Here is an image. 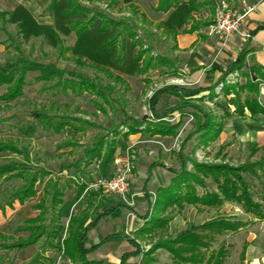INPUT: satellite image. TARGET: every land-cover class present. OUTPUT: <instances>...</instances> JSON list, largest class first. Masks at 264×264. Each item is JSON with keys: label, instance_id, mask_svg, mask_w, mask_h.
<instances>
[{"label": "trees", "instance_id": "obj_1", "mask_svg": "<svg viewBox=\"0 0 264 264\" xmlns=\"http://www.w3.org/2000/svg\"><path fill=\"white\" fill-rule=\"evenodd\" d=\"M155 1L153 12L166 15V18L156 25L152 22L147 23L143 15L139 16L135 0H47L42 15L51 17L53 25L38 24L22 5L17 6L11 13H0V23L3 26L13 25L16 37L22 42L39 39L41 44L48 45L55 51L58 59L69 58L77 68H87L101 75L89 78L75 71L58 69L52 64H41L32 57L33 47L25 58L21 49L22 43L18 42L13 45L19 55L17 60L0 66V88H6L5 93L0 96V103L9 107L22 98L26 87L40 84V94L56 96L60 93H70L77 98L90 95L98 113L107 115L111 112L113 116L119 113L123 118L119 125L111 119L104 125L94 124L81 119L85 113L78 106L71 108L69 104L51 101L48 106L39 105L30 112L31 123L24 132L26 140L0 138V159L4 160L0 163V182L20 183L18 187H11L5 191L0 199V212L12 208L16 202L23 205L33 200L38 194L37 186H43L42 196L32 206L37 215L25 220L23 225L16 229L17 234L25 236L14 238L0 234V250L8 253L33 248L27 264H43V254L48 250L62 252L72 264H104L103 261H89L87 257L106 242L125 239L135 248V252L123 255L119 264H124L130 256L140 255L136 241L123 233L110 235L94 247H86L88 233L100 220L111 216L124 205L118 204L95 213L96 217L92 218L94 211H90L91 206L87 204L84 209L70 217L67 226L62 223L61 213L64 207V193L72 187L76 189L77 199L86 198V185L79 183L78 178L85 176L92 165H98L103 173L114 162L117 138L126 141L129 136L146 132L153 137H175L178 133L180 122L175 125H162L149 120V117L145 120H136L127 115L124 109L127 102L119 95V91L123 94L127 92L128 87L121 75L145 76L150 71L158 70L170 77H176L178 72L174 61L157 53L151 45L155 34L160 33L174 42L180 33H193L200 27L210 26L211 22H197L193 15L202 10L213 15L216 5L212 0ZM86 3L89 5L103 3L106 6L105 10L110 13H122L125 7L132 16L117 19L98 7L86 6ZM140 21L148 24V27H154V31L145 29L140 36L138 33ZM189 24L190 29L186 31L185 27ZM262 29L264 25L257 28ZM70 36L75 38L72 46L67 45ZM246 55L247 53L242 51L224 71H219V78L211 81L208 87L166 86L155 91L147 100L150 114L159 120L174 112H180L183 116L184 111L190 110L186 114L195 119V129L185 141L187 143L196 140L200 147L205 148L219 139L224 121L232 117L229 113L215 115L205 107L206 101L212 103L216 98L215 89L222 84L223 97L233 96L227 102L234 107V117H244L245 112H248L251 118H264V108L255 99L257 85L249 80L250 75L254 78L261 75L264 79V71L251 63L248 64L246 72L243 71ZM215 71L210 70L207 74L212 76ZM235 72L247 79L246 83L241 85L225 83V79ZM29 75L33 77L29 78ZM145 82L149 83L147 79ZM204 93L206 94L203 95ZM163 94L175 96L179 103L167 112L159 114L157 105ZM38 129L55 135H60L67 129L75 135L84 134L88 130H94L97 134L86 144L81 145L73 141L59 144L58 150L78 149L81 157L74 163L61 165L59 174H54L36 165L39 160L31 157L30 138ZM186 143L183 142L176 153L179 169H168L172 175L170 184L157 190L152 205V212L157 216L149 221L146 219L147 225H143L135 234L164 230L171 218L161 215L168 210L177 209L178 212H182L188 207L222 208L226 204L237 206L249 217V221L217 219L199 226H190L174 238L159 239L146 254L149 256L158 250H164L172 257V264H224L230 254L229 247L223 245L216 251L212 250L215 237L222 233L236 234L254 222L264 221V189L259 198L255 199L246 180L247 177H251L264 184V159L247 161L238 166L224 162L198 163L193 160V153L189 156L185 154ZM187 164L192 166V171L187 170ZM155 166L150 165L147 180ZM70 171L71 176L64 178L63 172ZM207 181L213 183V189H208ZM64 232L66 237L62 240ZM245 252L244 246L240 254L241 264L245 260Z\"/></svg>", "mask_w": 264, "mask_h": 264}, {"label": "rangeland", "instance_id": "obj_2", "mask_svg": "<svg viewBox=\"0 0 264 264\" xmlns=\"http://www.w3.org/2000/svg\"><path fill=\"white\" fill-rule=\"evenodd\" d=\"M215 5L221 0H212ZM229 5L234 8L242 9L247 5L255 4L260 0H224ZM88 7H98L101 11H106V6L103 3H94L93 5L85 4ZM135 5L137 6L139 16L143 15L146 18L147 23L152 22L156 25L164 16L161 14H155L153 12L154 0H135ZM114 18L120 17H131L128 8H123L122 13L119 12H107ZM137 19V17L135 18ZM139 21V20H137ZM139 34L142 36L145 29L151 31L154 27H148V24L139 22L138 25ZM2 30L1 40L2 46H4L5 52L0 53V66H4L7 63L15 62L19 55L14 50V44L21 42V49L23 51V57H27L30 52V48L33 47V59L41 64H52L55 67L66 70L69 72H77L87 75L89 78H93L95 75L101 77L100 74H96L94 71L84 68H77L74 63L68 59L60 60L57 58L55 51L48 45L41 44L39 39H32L27 43L22 42L16 37V30L12 25H0ZM156 37L154 42L151 43L155 51L170 60L176 58V67L178 72L181 73L182 84L179 86H185L189 88H197L200 86H205L204 75L200 77H192L189 75L188 70L184 67L185 56L178 54L173 50V43L170 39L166 38L160 33L155 34ZM74 36H70L67 39V45L72 46L74 44ZM248 63H246L243 71L246 72ZM33 75H29L32 78ZM242 77V76H241ZM121 78L127 84L128 90L123 93L119 91L124 100H126L125 111L127 115L134 117L136 120H149L162 124V125H175L180 122V127L178 133L175 137H153L147 132L141 134L139 137L133 138L128 144L129 148L124 153H119L117 155V161L123 162L127 159L130 161L133 169L129 181V192L127 198L131 199L132 195H140L145 197L148 195L146 191L142 190L143 181L137 179H144L146 177L147 169L152 162L160 164L163 166L160 172L163 176H170L165 170L166 168L179 169V164L177 162L176 153L182 146L183 142L186 143L185 139L194 131L195 119L186 114L190 110L184 111L182 116L180 112H175L176 115H170L162 119H155L149 111L147 100L151 95L163 87L172 85L175 78H171L167 73L161 71H150L145 76H124ZM235 76V73L230 74L226 79L225 83L230 85H241L246 83L244 77ZM145 79L149 83L145 82ZM249 80L257 85V94L255 96L256 101L261 98L264 94L261 87H259L260 81L264 79L259 75V78H254L253 75L249 76ZM41 88L40 84L32 85L23 90L22 98L18 99L16 102L12 103L11 106L5 107L4 104L0 103V138H11L19 141L26 140L24 132L28 129L31 123L30 112L32 109L39 105L48 106L51 101H55L57 104H69L71 108L78 106L85 115L81 116V119L90 121L94 124L104 125L109 119L113 120L115 124L122 122V115L117 114L113 116L111 112L107 115L98 113L92 104V97L90 95H84L81 98L74 97L72 94H58L56 96L40 94L39 90ZM220 88V89H218ZM215 89L216 101L217 99L224 100L221 96L222 84L220 87ZM5 87L0 88V96L5 93ZM262 92V93H261ZM264 97V96H263ZM262 97V98H263ZM178 99L169 94H163L157 105V112L159 114L167 112L172 109L176 104H178ZM209 110L215 115H220V111L216 108L217 103H206L205 104ZM143 129V126H142ZM122 130V129H120ZM97 134L94 130H88L86 133L81 135H75L71 130L67 129L64 133L60 135H55L53 133H44L40 129L31 136L30 138V150L31 157L35 160H39L36 165L45 168L54 174H59V168L64 164H71L76 162L80 157V150L78 149H61L58 150L57 146L61 143L67 141H73L82 144H86L92 140L94 135ZM119 151H123V144H119ZM222 148V150H221ZM185 154L189 156L193 153V160L198 163L214 164L224 162L231 166H238L247 161H258L259 159H264V153L258 152L254 157H251V149L241 148L238 149L235 146L234 140L229 136L226 138L223 136L217 141L213 142L209 146L203 148L197 144L196 140H190L185 144L184 149ZM20 160V158H14ZM3 159H0V163H3ZM138 165V166H137ZM117 165L111 168L107 174L100 172L97 165H92L89 168V172L81 177L80 179L76 176L79 183H84L86 185V200H81L79 203H74L73 215L80 211L86 203L91 206L90 211L98 213L103 211L110 205L122 204L115 218L110 217V226L107 224H102L97 229L89 233V240H94L96 238H104L105 236L111 234L110 228L115 227L120 224L125 225V234L138 244L140 255L134 260L136 264H172V257L164 250H158L157 252L146 256L147 252L159 239H169L174 238L177 234L185 231L190 226H199L208 221L217 219H233L240 221H249V217L246 216L237 206L226 204L222 208H197L188 207L182 212H178L177 209L168 210L166 213L161 215V217H170L171 220L167 227L162 231H153L149 233L138 234V231L145 223L146 219H154L157 215L152 212V205L154 202L153 194L148 195L149 199H144L142 201H133L134 205L129 207L120 198L103 193L101 190L93 191L89 189L91 185L96 183L98 180L111 178L116 170ZM187 170L192 171V166L187 164ZM72 171L69 173L63 172V177L71 176ZM247 182L249 183L251 190L255 199L259 198L261 191L264 189V184L259 183L256 179L247 177ZM152 182V181H151ZM18 181H12L7 183L0 182V199L4 196L6 190L11 187H18ZM151 185V183L149 184ZM208 189H213L214 185L212 182L207 181ZM42 185L37 186L38 194L37 196L25 204L21 205L15 203L14 207L11 209H6L0 214V234L6 236H13L17 238L19 236H25V234H17L16 229L23 225L24 221L33 218L37 215V212L32 210V206L35 205L39 198L42 196ZM154 190V189H153ZM201 193V190H198ZM92 195V196H90ZM98 197H101L98 200ZM151 198V200H150ZM70 199L75 200V188L72 187L64 193L63 202L67 203ZM107 201V203H106ZM97 202V205L95 206ZM120 215V217H119ZM119 217V218H118ZM64 226H67V222H62ZM66 233L62 235V239H65ZM120 248L118 249L120 255L125 250L124 241H119ZM229 247V257L226 259L224 264H241L240 254L243 247H246L245 262L243 264H264V221L254 222L252 225L245 227L240 232L236 234L232 233H222L221 235L215 237L212 243V250L216 251L221 246ZM121 250V251H120ZM33 248H28L26 250L16 252H5L0 250V264H27L32 256ZM44 260L46 264H72L62 252L48 250L44 254ZM113 256L110 246L105 245L102 249L95 251L94 253L88 255L87 259L89 261H101L108 260ZM151 260V261H150ZM110 264V263H108Z\"/></svg>", "mask_w": 264, "mask_h": 264}, {"label": "crops", "instance_id": "obj_3", "mask_svg": "<svg viewBox=\"0 0 264 264\" xmlns=\"http://www.w3.org/2000/svg\"><path fill=\"white\" fill-rule=\"evenodd\" d=\"M46 3H47V0H0V13H11L17 8V6L22 5L31 14V16L37 21L38 24L53 25V19L51 17L42 15V11L45 8ZM154 3H155L154 5L155 7L156 6L155 0H154ZM255 5H256L255 11L249 16L247 22L245 23L243 27V30H246L252 35L251 40L243 41L238 36H232L228 38L226 42L223 44L217 38V36H215L214 34H211V28L213 25V15L209 14L206 10H202L199 13L194 14L193 17L197 22H200V23L211 22L212 25L207 26V27H200L197 31L193 33H188V32L180 33L176 36L175 41L172 42L173 50L176 53L182 54L185 56L184 67L186 70H188L189 75L192 77L194 76L200 77L201 75H204L205 86H200V87H204V88L208 87V85L211 84V81H216L220 76L219 71H224L227 68V66H229V64L233 63L236 60L237 56L242 51L247 53L246 63L254 64L258 66L262 71H264V29L257 30L259 26L264 25V0H260L256 2ZM161 15L164 16V19L166 18V15H163V14ZM164 19H161L160 21H163ZM190 25L191 24L185 27L186 31L190 29ZM252 32L254 33L252 34ZM1 33H2V30L0 28V36H1ZM3 52H5V49H4V46H2V40L0 37V53H3ZM173 61L176 64V58ZM7 64H10V63H7ZM210 70H216L212 76L207 74V72ZM177 72H178V69H177ZM235 74L237 75V77H240V79H243L239 73L235 72ZM171 78H175V80L172 82V85H168V86L185 87V86H179L182 84V81L179 80L180 78H182L181 73L178 72V75L176 77H171ZM205 94L206 93H204L203 95ZM221 96L223 97L222 94ZM232 97L233 96L230 95V96H227L226 98L223 97L224 100H221L220 98L217 99L216 101L213 100L215 104L217 103L216 108L220 111V114L229 113L232 115L230 119L224 121L223 131L219 138H222L223 136L225 138L227 136L228 137L230 136L232 140H234L235 146L238 149L249 147V149H251V157H254L258 152L264 153V118L262 117L251 118L248 112H245L244 117H241V118L234 117L233 116L234 107L230 106L227 102ZM206 103H210V102L206 101L205 104ZM171 115H176V113L174 112ZM140 135L141 134L129 136L126 141H123L121 138H117L116 140L117 150H116V154L114 157V162L109 166V168L105 172H103V174H107L109 171H111V168L117 165V162H118L117 155L119 153L126 152L129 148L128 143L133 138L139 137ZM158 139H160V137H158ZM120 143L123 144V151H119L118 146ZM253 152L255 153L252 154ZM154 162L150 164V165L154 164L156 166L152 169L151 177L149 178V180H147V173H148L149 168L147 169L146 177L144 179L142 178L140 179L139 176L137 177V179L138 181L139 180L143 181V184L141 187L142 190L146 191L148 195L153 194V199L155 200L157 190L166 188L170 184L172 175L168 172V169H171V168L165 169L167 173L170 174L171 177H169L168 175L167 176L161 175L160 172L162 171L163 166L160 164L154 163ZM97 167L99 168L98 165ZM150 183L151 185H149ZM148 195H146L145 197L138 196L136 200L142 201L144 199H149ZM100 198L101 197H98V200ZM81 200H86V198L81 197L77 199L76 189H75V200L70 199L69 201H67V203L64 202V207L61 213L62 222L66 221L68 224L70 217L73 216L74 203L75 202L79 203ZM87 204L89 203H86L85 206H87ZM96 205H97V202L95 206ZM85 206L82 209H84ZM115 206L116 205H110L104 210L111 208V207L113 208ZM6 209H11V208H6ZM119 209H117L114 214L107 217L106 219L100 220L97 226L90 232L94 231L102 224H107L110 226L109 218L110 217L115 218L116 216H118L117 212ZM1 213L2 212H0V214ZM94 217H96L95 213L93 214L92 218ZM110 231H111V234L105 236L104 238H100V239L96 238L94 240H91V239L89 240V233H90L89 232L88 238L86 241V247L87 248L94 247L98 245L99 243H101L106 237L110 235L122 234V233L125 234L124 232L125 225H123L121 221L119 225L113 228L111 227ZM119 241H124L127 244L125 245V250L121 255L118 250L120 248ZM105 245L110 246V250L113 256H111V258H109L107 261L101 260L104 262V264H108V263L119 264L123 255L132 254L135 252V248L127 240L117 239V240L106 242L100 248L94 250L92 253H94L97 250L102 249ZM245 255H246V252H245ZM138 257L139 255L130 256L125 261L124 264H136L134 263V260ZM43 264H46V263L43 262Z\"/></svg>", "mask_w": 264, "mask_h": 264}, {"label": "built area", "instance_id": "obj_4", "mask_svg": "<svg viewBox=\"0 0 264 264\" xmlns=\"http://www.w3.org/2000/svg\"><path fill=\"white\" fill-rule=\"evenodd\" d=\"M255 4L247 5L242 9H238L232 7L224 0L219 1L214 8L211 34L217 36L223 44L232 36H238L243 41L251 40L252 35L246 30H243V27L249 16L255 11ZM235 76L237 75L235 74ZM259 87H261L262 91H264V81H260ZM262 97L258 99L257 103L264 108V97ZM117 166V170L111 178L98 180L96 183L91 185L89 189L93 191L101 190L103 193L116 196L126 205L132 207L134 205L133 201L135 198L140 196L137 194L132 195L131 199L127 198L130 186L129 181L133 167L128 159L121 163L117 162ZM86 192L87 190H85V193ZM62 240H64V238Z\"/></svg>", "mask_w": 264, "mask_h": 264}]
</instances>
